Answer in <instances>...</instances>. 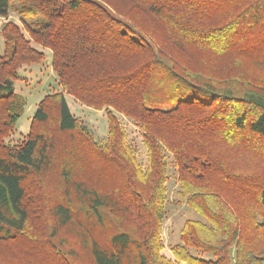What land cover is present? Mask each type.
I'll use <instances>...</instances> for the list:
<instances>
[{"label": "trees", "instance_id": "16d2710c", "mask_svg": "<svg viewBox=\"0 0 264 264\" xmlns=\"http://www.w3.org/2000/svg\"><path fill=\"white\" fill-rule=\"evenodd\" d=\"M14 1L21 25L1 24L0 264H264V0H0V17ZM32 42L51 49L61 89L13 142L27 104L14 82L45 57ZM65 94L105 111V139ZM170 167L199 217L166 253Z\"/></svg>", "mask_w": 264, "mask_h": 264}, {"label": "rangeland", "instance_id": "374dc122", "mask_svg": "<svg viewBox=\"0 0 264 264\" xmlns=\"http://www.w3.org/2000/svg\"><path fill=\"white\" fill-rule=\"evenodd\" d=\"M19 1L13 2L7 18L0 17V53L3 54L7 50V38L2 31L1 24L10 19H14L21 25L20 17L16 11L20 7ZM23 26V25H22ZM35 27V26H34ZM23 28V27H22ZM23 31L29 36L28 31L23 28ZM32 44L44 51L45 57L39 63H32L23 66L19 71V77L15 82L16 92L24 95L27 100L25 111L16 123L13 133L6 139L13 142L23 138L29 131L30 123L33 115L38 109L39 101L48 93L61 89L57 82L56 75L52 68V51L49 48H43L41 45L32 42ZM11 49V47H10ZM67 102L72 112L81 118L95 133L99 139H105L108 133V121L104 110H96L83 105L76 100L72 95L65 94ZM123 123L127 128L129 139L137 148L138 157L141 161L146 159V149L143 143V138L139 129L127 118H123ZM179 184L177 173L173 167H170V179L168 181L169 199L166 205L167 217L163 224V238L166 245L165 252L169 253L168 248L174 244L180 243V230L188 218H198V214L191 210L184 202L178 203L177 191ZM193 251H195L193 249ZM205 258L211 257L208 253H200Z\"/></svg>", "mask_w": 264, "mask_h": 264}, {"label": "crops", "instance_id": "0c3cea01", "mask_svg": "<svg viewBox=\"0 0 264 264\" xmlns=\"http://www.w3.org/2000/svg\"><path fill=\"white\" fill-rule=\"evenodd\" d=\"M1 18H4V17H1Z\"/></svg>", "mask_w": 264, "mask_h": 264}]
</instances>
